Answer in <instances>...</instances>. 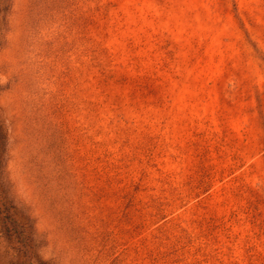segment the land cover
Returning a JSON list of instances; mask_svg holds the SVG:
<instances>
[{
  "label": "rangeland",
  "instance_id": "obj_1",
  "mask_svg": "<svg viewBox=\"0 0 264 264\" xmlns=\"http://www.w3.org/2000/svg\"><path fill=\"white\" fill-rule=\"evenodd\" d=\"M0 264H264V0H0Z\"/></svg>",
  "mask_w": 264,
  "mask_h": 264
}]
</instances>
